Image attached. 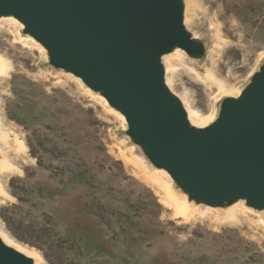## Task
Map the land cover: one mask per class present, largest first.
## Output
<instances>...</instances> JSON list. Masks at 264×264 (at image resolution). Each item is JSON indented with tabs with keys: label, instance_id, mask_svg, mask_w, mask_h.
I'll list each match as a JSON object with an SVG mask.
<instances>
[{
	"label": "rangeland",
	"instance_id": "obj_1",
	"mask_svg": "<svg viewBox=\"0 0 264 264\" xmlns=\"http://www.w3.org/2000/svg\"><path fill=\"white\" fill-rule=\"evenodd\" d=\"M180 2L196 51L175 45L162 56L166 86L207 128L264 68V0ZM5 22L0 166L10 168L0 167V228L29 248L33 263L264 264V207L199 201L131 136L103 91L55 66L19 19ZM208 72L218 82H202ZM145 177L190 209L221 212L177 219L165 191ZM238 203L237 225L220 221Z\"/></svg>",
	"mask_w": 264,
	"mask_h": 264
},
{
	"label": "water",
	"instance_id": "obj_2",
	"mask_svg": "<svg viewBox=\"0 0 264 264\" xmlns=\"http://www.w3.org/2000/svg\"><path fill=\"white\" fill-rule=\"evenodd\" d=\"M55 66L103 91L154 161L199 201L248 199L264 207V68L220 119L190 124L165 83L162 56L196 46L180 0H0ZM0 264H34L0 239Z\"/></svg>",
	"mask_w": 264,
	"mask_h": 264
},
{
	"label": "bare ground",
	"instance_id": "obj_3",
	"mask_svg": "<svg viewBox=\"0 0 264 264\" xmlns=\"http://www.w3.org/2000/svg\"><path fill=\"white\" fill-rule=\"evenodd\" d=\"M16 17L14 16H1L0 17V23L2 22H5V23H11L14 21L16 22ZM18 22V21H17ZM3 25V24H2ZM4 26V25H3ZM2 26V27H3ZM1 27V28H2ZM31 40V39H30ZM32 41V40H31ZM34 43V42H33ZM180 52H183L182 49H180ZM211 52V51H210ZM178 53V52H177ZM176 54V53H175ZM175 56V55H174ZM7 71V64L5 62V60L3 58L0 57V74H4L5 72ZM68 76V75H67ZM80 79V78H79ZM201 81L202 82H207L208 84L209 83H216L218 82L216 76L214 75V73L212 72H208V74L201 78ZM165 83L168 84L170 83V81L166 78V81ZM223 83V82H222ZM222 83H220V87H222ZM78 84H79V81H78ZM205 85V84H204ZM206 86V85H205ZM220 89V88H219ZM89 91V90H88ZM90 92V91H89ZM96 92V91H95ZM233 92V91H231ZM219 93V92H218ZM226 93V92H225ZM224 93V94H225ZM239 94V93H238ZM97 99H98V96H97ZM103 100H105L103 98ZM227 102V101H226ZM220 105V104H219ZM218 105V106H219ZM185 110H186V113H187V117H188V120L190 122V124L194 127H197V128H206L207 126V122H208V119L205 117H202L198 112L196 111H193V110H190L188 108V106H185ZM124 119V117H123ZM126 119V118H125ZM124 119V121H125ZM219 120V119H218ZM24 143V142H23ZM22 146V145H21ZM23 147V146H22ZM21 147V148H22ZM10 156V155H9ZM132 161V160H131ZM133 162V161H132ZM6 162H2L1 163V168L3 169H9L10 167L8 165L5 164ZM138 166V165H137ZM1 169V170H2ZM7 171V170H6ZM145 172V171H144ZM156 173V172H154ZM167 173V172H166ZM158 174V173H157ZM7 176V175H6ZM155 177V176H154ZM146 180V182L150 185V187L152 186L153 188H162L166 195L168 196L169 200H167L170 204H172L173 208H174V217L177 218V219H182V220H188L190 218V216H205V215H209L211 214V212L214 211V209H211V208H206L205 211H201L199 209H190L189 208V205L187 204H180L178 203L177 201H174V199L171 197V194L169 193V190H167V188L165 187V185H163L160 181H158L157 179H154L153 177H145L144 178ZM160 180V178H159ZM170 182V181H169ZM170 185V184H169ZM167 186V185H166ZM168 187V186H167ZM189 197V195H188ZM195 203V202H194ZM192 205V204H191ZM241 206V203H238L232 207H230L228 210L224 211V213H222L221 215L218 214V216H222L220 217L221 220L220 221H223V223H230V224H236L238 223L239 221V216H243L244 215V212H243V209L240 208ZM220 213L221 211H215L213 212L214 214L215 213ZM217 216V214H216ZM262 220V219H261ZM260 220V221H261ZM263 221V220H262ZM237 225V224H236ZM0 239L2 240V242L15 249L16 251L20 252L21 254L25 255L26 257L28 258H31L32 259H35L36 256L33 255V254H30V251H29V248L25 247L23 244H21L20 242H18L13 236L9 235L7 233V231H4L2 228H0ZM19 247V248H18ZM21 248V249H20ZM35 264H38V260L36 259L34 261Z\"/></svg>",
	"mask_w": 264,
	"mask_h": 264
}]
</instances>
